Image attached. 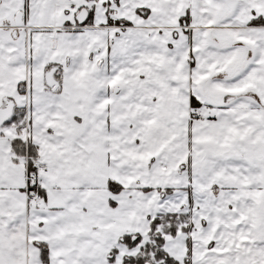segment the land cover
<instances>
[{
    "label": "snow or ice",
    "instance_id": "obj_1",
    "mask_svg": "<svg viewBox=\"0 0 264 264\" xmlns=\"http://www.w3.org/2000/svg\"><path fill=\"white\" fill-rule=\"evenodd\" d=\"M0 264H264V0H0Z\"/></svg>",
    "mask_w": 264,
    "mask_h": 264
}]
</instances>
